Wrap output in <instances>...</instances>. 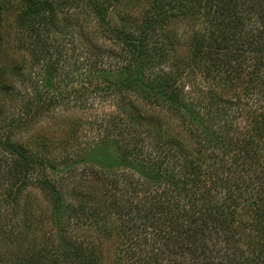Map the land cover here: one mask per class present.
I'll use <instances>...</instances> for the list:
<instances>
[{"label": "trees", "instance_id": "trees-1", "mask_svg": "<svg viewBox=\"0 0 264 264\" xmlns=\"http://www.w3.org/2000/svg\"><path fill=\"white\" fill-rule=\"evenodd\" d=\"M91 93V140L17 139ZM0 264H264V0H0Z\"/></svg>", "mask_w": 264, "mask_h": 264}, {"label": "rangeland", "instance_id": "rangeland-1", "mask_svg": "<svg viewBox=\"0 0 264 264\" xmlns=\"http://www.w3.org/2000/svg\"><path fill=\"white\" fill-rule=\"evenodd\" d=\"M13 38L14 37H12V39ZM101 40L106 47L113 48L116 51V46L112 45L111 42L104 39ZM10 44L13 45L12 41ZM9 53L15 58V62L23 75L19 78L16 89L24 94L27 93L32 95L35 89L39 91L49 88L45 83L46 80H42L44 77L42 78V73L39 72L38 66L33 62L29 52L24 50H14L12 52V50H10ZM89 77H92L93 81L96 82L93 73L89 74L85 70L75 71V73L71 74L68 78L73 80V82L69 84L68 89H75V91H78L84 87H91L88 85L90 81ZM189 85L190 84H188L187 89L191 90ZM91 94H86L82 97L84 102H82L81 105L79 103L75 104L73 101L62 104L54 113L51 114L50 112L47 115L31 121L25 127H22L21 130H18L19 134L17 139L26 146H29L31 150L43 153L47 158H51V143L55 141L57 144L60 142L62 143L68 140L69 135L74 139L73 134H71L73 129L76 130L75 136L77 135L78 138L80 137V140H91L97 131L96 124L99 123L101 119L105 118L106 115L114 111V107L110 101L101 102L100 98L96 96L97 94ZM8 109L9 108H7V110ZM6 113H8V111H6ZM59 147L61 148V146ZM55 152H57V150H55L54 153ZM21 204L22 207L23 205L26 206L29 211L31 210L35 214H39L40 211H48L50 207L48 201L44 198L39 189H32L30 192H25ZM22 210L23 209H21V212ZM21 216L22 215L19 214L20 218Z\"/></svg>", "mask_w": 264, "mask_h": 264}]
</instances>
